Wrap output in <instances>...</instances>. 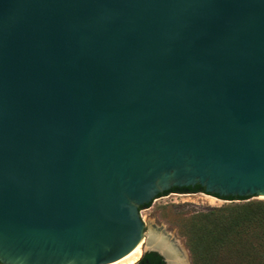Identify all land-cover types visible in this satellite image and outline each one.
<instances>
[{
  "label": "water",
  "instance_id": "water-1",
  "mask_svg": "<svg viewBox=\"0 0 264 264\" xmlns=\"http://www.w3.org/2000/svg\"><path fill=\"white\" fill-rule=\"evenodd\" d=\"M197 185L264 197V0H0V264L118 261Z\"/></svg>",
  "mask_w": 264,
  "mask_h": 264
},
{
  "label": "trees",
  "instance_id": "trees-1",
  "mask_svg": "<svg viewBox=\"0 0 264 264\" xmlns=\"http://www.w3.org/2000/svg\"><path fill=\"white\" fill-rule=\"evenodd\" d=\"M170 191L196 193L204 192V189L197 185L194 188L173 187ZM168 193L170 192H164L159 197ZM151 204L152 202L141 209L150 207ZM225 210L228 212L224 213ZM202 218L203 228L194 229L189 241L195 264H264V200L209 211ZM259 227H262L260 231ZM255 236L260 238V244L256 247L252 243Z\"/></svg>",
  "mask_w": 264,
  "mask_h": 264
},
{
  "label": "rangeland",
  "instance_id": "rangeland-1",
  "mask_svg": "<svg viewBox=\"0 0 264 264\" xmlns=\"http://www.w3.org/2000/svg\"><path fill=\"white\" fill-rule=\"evenodd\" d=\"M264 200V197H254L244 200H227L205 194L203 192L185 193L182 195L166 198L152 202L150 207L141 210L146 224V234L143 240L145 245L148 237L156 234L158 237L167 238L175 243L181 256V264H195L190 249L189 241L192 238L194 229L203 228L204 222L202 215L217 209H226L246 202ZM228 212L225 210L224 213ZM262 227H259V230ZM253 245L259 246L260 238L256 236L252 239ZM144 247L141 254L136 257L140 260L144 254ZM139 258V259H138ZM132 259V258H130ZM124 260L121 263H126ZM135 260V261H136ZM134 261V262H135ZM137 262V261H136ZM132 263V264H136Z\"/></svg>",
  "mask_w": 264,
  "mask_h": 264
},
{
  "label": "flooded vegetation",
  "instance_id": "flooded-vegetation-1",
  "mask_svg": "<svg viewBox=\"0 0 264 264\" xmlns=\"http://www.w3.org/2000/svg\"><path fill=\"white\" fill-rule=\"evenodd\" d=\"M162 247H164V249L167 252L171 253L173 251L171 247L165 244L162 245ZM136 261H135L136 264H168L167 258L159 251H147L146 253L143 254L140 260H136Z\"/></svg>",
  "mask_w": 264,
  "mask_h": 264
},
{
  "label": "bare ground",
  "instance_id": "bare-ground-1",
  "mask_svg": "<svg viewBox=\"0 0 264 264\" xmlns=\"http://www.w3.org/2000/svg\"><path fill=\"white\" fill-rule=\"evenodd\" d=\"M156 243L159 244V241ZM146 245H145V240H142L139 243V245L132 252H130L128 255H126L125 257H123L122 259H120L118 261H115V262H112L109 264H132V263H134V261L137 259L136 257H138L141 254L143 246H146ZM130 258H132V259H130ZM128 259H130V261H128L126 263H121L124 260H128Z\"/></svg>",
  "mask_w": 264,
  "mask_h": 264
}]
</instances>
